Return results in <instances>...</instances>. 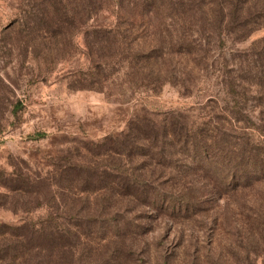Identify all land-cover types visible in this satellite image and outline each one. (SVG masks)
<instances>
[{
	"label": "rangeland",
	"instance_id": "obj_1",
	"mask_svg": "<svg viewBox=\"0 0 264 264\" xmlns=\"http://www.w3.org/2000/svg\"><path fill=\"white\" fill-rule=\"evenodd\" d=\"M34 1L0 0V182H43L0 187V224L89 220L72 211L87 204L106 216L86 264H264V0H100L89 21L85 0H63L77 27L59 42L31 32ZM181 117L210 131L197 161L170 149L126 162L155 206L118 194L74 203L43 178L80 153L102 166L98 153Z\"/></svg>",
	"mask_w": 264,
	"mask_h": 264
},
{
	"label": "trees",
	"instance_id": "obj_2",
	"mask_svg": "<svg viewBox=\"0 0 264 264\" xmlns=\"http://www.w3.org/2000/svg\"><path fill=\"white\" fill-rule=\"evenodd\" d=\"M48 4V10H41L36 0L32 4V11L29 15V24L31 23V32L51 33L55 37V41L59 42L65 33L61 31V27H66L67 32L71 31V24L77 27V17L71 16L63 6V0H44ZM87 7L84 9L83 15L87 21L92 20L99 10L102 9L100 0H85ZM119 4L122 0H119ZM124 1V0H123ZM142 1V0H137ZM150 5V9H155L158 5L156 0H143ZM135 4L139 5V3ZM63 7V10L59 8ZM151 10V11H152ZM59 27V28H58ZM68 27V28H67ZM264 27V26H263ZM59 40V41H57ZM264 50V49H263ZM264 55V51L260 53ZM158 127H156L157 130ZM205 129L199 128L196 122H190L186 117L174 119L159 126L157 132L153 134L146 133L142 137H124L113 151L101 152L96 157L107 162L99 166L96 164L94 169L87 167L91 161L86 160L85 153L78 154L74 160L71 159V166L67 164L61 165L60 162L51 164L55 170L51 172L52 176L43 177L49 182V188H63L69 192V199L75 203L78 199L87 200L94 195H106L111 199L114 194L120 197L132 198L136 202L144 206H155L160 200L155 195L153 188H150V182L146 176L139 174L137 177L128 174L126 162L129 163L134 157L139 159L157 158L165 159L172 155L170 149H175L178 155L183 159L192 158L197 161V151L205 149L202 145L209 140V133ZM207 134V136L205 135ZM45 137V136H37ZM145 141L150 146L139 145L138 148L131 150L133 142ZM128 143V144H127ZM139 143V142H138ZM162 145V146H159ZM161 148L160 153L155 149ZM86 149V148H85ZM90 151V150H88ZM206 155L213 151L212 147L206 149ZM215 151V150H214ZM210 156V155H209ZM211 157V156H210ZM182 159V160H183ZM161 161V160H160ZM164 160L160 162L165 170L173 168ZM179 161V160H178ZM70 162V161H69ZM111 162H116L118 166H114ZM93 164V161H92ZM115 168H113V166ZM117 170L118 173L110 172ZM42 178V176L40 177ZM17 179H8L0 182V187L9 192H25L31 185L41 184L43 181L29 179L17 185ZM39 181V182H38ZM93 181V182H92ZM87 182L93 183L87 186ZM146 188V189H145ZM55 198V196H54ZM187 199V197H185ZM191 201V200H190ZM169 203H172L168 201ZM192 201L188 204L181 202L180 209L185 207L189 210ZM185 205V206H184ZM172 207L169 206V210ZM77 215H88L89 220L80 218H61L62 220L49 215L47 218L25 222L22 225L0 224V264H86L89 258H84L85 254L94 249V242L97 241L99 221L104 220L106 211H100L99 206L80 205L72 209ZM88 213V214H87ZM95 213V214H90Z\"/></svg>",
	"mask_w": 264,
	"mask_h": 264
}]
</instances>
